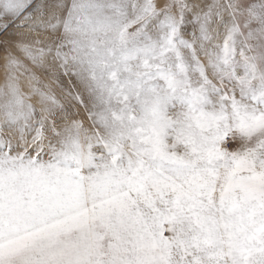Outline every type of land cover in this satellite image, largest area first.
Listing matches in <instances>:
<instances>
[{
  "label": "snow or ice",
  "instance_id": "1",
  "mask_svg": "<svg viewBox=\"0 0 264 264\" xmlns=\"http://www.w3.org/2000/svg\"><path fill=\"white\" fill-rule=\"evenodd\" d=\"M0 264H264V0H0Z\"/></svg>",
  "mask_w": 264,
  "mask_h": 264
}]
</instances>
